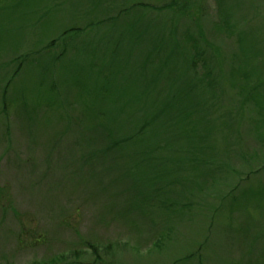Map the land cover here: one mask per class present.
Masks as SVG:
<instances>
[{
	"label": "rangeland",
	"instance_id": "374dc122",
	"mask_svg": "<svg viewBox=\"0 0 264 264\" xmlns=\"http://www.w3.org/2000/svg\"><path fill=\"white\" fill-rule=\"evenodd\" d=\"M0 264H264V0H0Z\"/></svg>",
	"mask_w": 264,
	"mask_h": 264
},
{
	"label": "trees",
	"instance_id": "16d2710c",
	"mask_svg": "<svg viewBox=\"0 0 264 264\" xmlns=\"http://www.w3.org/2000/svg\"><path fill=\"white\" fill-rule=\"evenodd\" d=\"M66 32H67V31H66ZM66 32H65V33H66ZM241 229H242L245 233H247L245 227H242ZM247 236H248V235H247Z\"/></svg>",
	"mask_w": 264,
	"mask_h": 264
}]
</instances>
